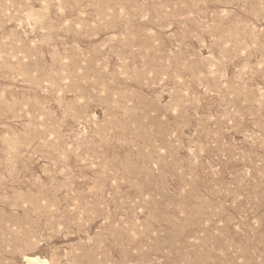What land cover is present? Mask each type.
Instances as JSON below:
<instances>
[{"label":"rangeland","instance_id":"rangeland-1","mask_svg":"<svg viewBox=\"0 0 264 264\" xmlns=\"http://www.w3.org/2000/svg\"><path fill=\"white\" fill-rule=\"evenodd\" d=\"M35 256L264 264V0H0V264Z\"/></svg>","mask_w":264,"mask_h":264},{"label":"bare ground","instance_id":"bare-ground-1","mask_svg":"<svg viewBox=\"0 0 264 264\" xmlns=\"http://www.w3.org/2000/svg\"><path fill=\"white\" fill-rule=\"evenodd\" d=\"M46 4V3H45ZM146 18V16H145ZM156 22V21H155ZM71 31V30H70ZM237 46V45H236ZM8 249V247H7ZM31 249V248H30ZM54 257V256H53ZM56 257H58L56 255ZM26 259L27 263L28 264H51L50 261L46 260V259H43L41 257H38V256H35V257H27V258H24ZM58 259V258H57ZM7 260V259H6ZM26 263V264H27Z\"/></svg>","mask_w":264,"mask_h":264}]
</instances>
